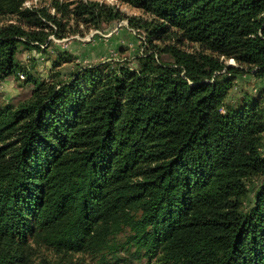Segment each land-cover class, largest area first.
I'll return each instance as SVG.
<instances>
[{"label":"trees","instance_id":"trees-1","mask_svg":"<svg viewBox=\"0 0 264 264\" xmlns=\"http://www.w3.org/2000/svg\"><path fill=\"white\" fill-rule=\"evenodd\" d=\"M22 1L0 0V13L50 18ZM123 1L147 16L95 0L74 12L144 31L152 49L136 66L32 77L29 97L0 104V264H24L30 237L94 264H264V105L223 102L240 70L225 58L264 75V0ZM171 27L216 54L153 42ZM47 36L0 25V82L22 71L19 46L40 49Z\"/></svg>","mask_w":264,"mask_h":264},{"label":"rangeland","instance_id":"rangeland-1","mask_svg":"<svg viewBox=\"0 0 264 264\" xmlns=\"http://www.w3.org/2000/svg\"><path fill=\"white\" fill-rule=\"evenodd\" d=\"M79 1L90 0H23L21 7L46 11L42 23L35 26L16 13H0V25L19 23L26 29L42 28L48 32L47 41L40 49L18 47L16 57L22 71L10 74L0 82V104L18 103L30 96L37 80L48 81L69 78L83 66L102 62H124L137 65V56L151 51V43L146 40V33L131 27L126 17L109 22L84 20L74 12ZM120 9L125 16H147L135 5L123 0H95ZM60 34V35H58ZM159 46L175 44L186 51L216 54L198 41L186 38L181 30L171 27L167 33L153 40ZM156 58L171 60L166 52H155ZM223 58V56H221ZM227 64L240 65L235 74L232 87L224 98V106L241 102L244 97H253L264 105V75H256L254 68L247 64H238L232 57L225 58ZM264 154V142L260 147ZM261 177L254 176L248 182V195L244 202L251 205ZM123 254H125L123 252ZM126 256V255H125ZM24 264H94L96 257L88 251H60L29 238L24 253ZM116 264H154L145 258L119 262Z\"/></svg>","mask_w":264,"mask_h":264}]
</instances>
